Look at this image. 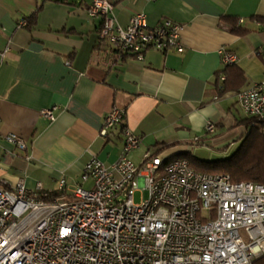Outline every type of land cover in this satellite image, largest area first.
<instances>
[{
	"label": "crops",
	"instance_id": "1",
	"mask_svg": "<svg viewBox=\"0 0 264 264\" xmlns=\"http://www.w3.org/2000/svg\"><path fill=\"white\" fill-rule=\"evenodd\" d=\"M90 4L0 0V181L12 187L22 180L38 194H57L59 179L66 193L89 189L79 179L85 164L114 163L122 127L141 139L129 155L134 164L146 151L191 155L194 139L220 153L244 139L252 120L237 104L238 71L223 88L220 50L237 56L239 90L264 80V26L256 20L264 19V0H116L122 28L138 13L148 27L163 19L180 27L181 53L149 49L142 61L118 60L99 46L102 18L88 16ZM31 17L30 28H18ZM231 21L245 34L235 35ZM113 108L123 112L122 123L101 136ZM49 109L53 121L40 114ZM207 122L213 133L205 132ZM7 135L24 139L26 150L5 142Z\"/></svg>",
	"mask_w": 264,
	"mask_h": 264
},
{
	"label": "built area",
	"instance_id": "2",
	"mask_svg": "<svg viewBox=\"0 0 264 264\" xmlns=\"http://www.w3.org/2000/svg\"><path fill=\"white\" fill-rule=\"evenodd\" d=\"M115 1L91 0L87 14L102 18L99 46L116 59L142 61L149 49L183 51L178 24L163 19L148 27L146 15L138 13L122 28L114 19ZM17 23L26 26L25 20ZM220 55L223 66L237 63L224 49ZM236 98L246 116L264 124V80ZM53 110L40 114L53 121ZM122 118L119 109L108 111L100 135ZM214 129L211 122L204 126L208 134ZM120 138L114 163L92 158L85 164L79 179L91 182L89 189L66 193L59 179L57 194H38L22 180L12 187L0 181V264H253L264 258V185L197 173L183 160L149 151L134 164L129 155L141 139L128 129ZM4 139L26 150L21 137Z\"/></svg>",
	"mask_w": 264,
	"mask_h": 264
},
{
	"label": "trees",
	"instance_id": "3",
	"mask_svg": "<svg viewBox=\"0 0 264 264\" xmlns=\"http://www.w3.org/2000/svg\"><path fill=\"white\" fill-rule=\"evenodd\" d=\"M64 3L66 0H59ZM26 26L24 28H30L32 26V17L28 20L24 19ZM260 22L261 26H264V19H256ZM232 24V32L235 35H243L245 31H242L235 27V22H229ZM261 59L264 60V54L261 55ZM235 65L224 66L225 69L222 72L224 80L222 81L223 88L227 84L230 71L237 72V87H235L236 93L242 91L239 87L244 83V77L240 70L235 69ZM218 78V77H217ZM252 125L240 143L238 150L228 159L219 161H200L191 155H179L174 159L185 161L188 166L197 173L208 175H226L229 177L232 183L239 182H251L254 184L264 185V124L256 123L253 119ZM125 128L122 127L120 133ZM253 264H264V258L258 259Z\"/></svg>",
	"mask_w": 264,
	"mask_h": 264
},
{
	"label": "rangeland",
	"instance_id": "4",
	"mask_svg": "<svg viewBox=\"0 0 264 264\" xmlns=\"http://www.w3.org/2000/svg\"><path fill=\"white\" fill-rule=\"evenodd\" d=\"M241 141H236L231 147L227 149L226 152H214L212 149H210L207 146L203 145H195L193 144V151L191 152V155L195 157L196 159L200 161H219L223 159L230 158L240 147ZM140 193H136L134 195V201L135 203L139 202L140 200ZM143 196H145V193H143Z\"/></svg>",
	"mask_w": 264,
	"mask_h": 264
}]
</instances>
